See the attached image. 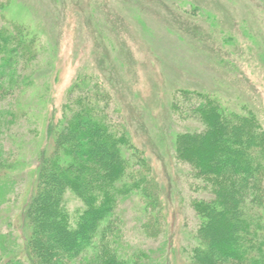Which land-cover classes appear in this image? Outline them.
<instances>
[{
	"label": "rangeland",
	"instance_id": "obj_1",
	"mask_svg": "<svg viewBox=\"0 0 264 264\" xmlns=\"http://www.w3.org/2000/svg\"><path fill=\"white\" fill-rule=\"evenodd\" d=\"M0 25L24 29L38 44L23 95L27 117L0 123L10 158L21 159L3 170L14 185L1 207L0 232L10 230L23 254L22 212L33 192L37 149L52 145L47 118H60L69 89L89 90L105 95L111 123L145 159L155 187L148 192L158 198L156 236L143 228L149 210L139 194L119 202L118 251L182 264L200 224L191 201L210 191L180 157L178 138L203 128L191 110L200 92L228 111L248 112L264 130V0H0ZM124 152L136 163L133 151ZM68 203L72 209L78 199Z\"/></svg>",
	"mask_w": 264,
	"mask_h": 264
},
{
	"label": "trees",
	"instance_id": "obj_2",
	"mask_svg": "<svg viewBox=\"0 0 264 264\" xmlns=\"http://www.w3.org/2000/svg\"><path fill=\"white\" fill-rule=\"evenodd\" d=\"M37 46L24 29L0 25V100L14 94L10 106L0 107V123L27 117L23 95L33 82ZM73 89L60 118H47L50 150L37 149L33 192L22 212L23 254L10 230L0 232V264H154L147 255L124 257L118 251L114 223L119 202L136 193L149 210L146 233L160 231L158 198L148 192L155 187L145 159L134 155L128 136L111 123L105 95ZM197 95L191 110L203 128L181 134L178 153L210 195L191 201L200 224L182 264H264V130L248 112L228 111L215 97ZM1 135L0 211L14 185L10 170H3L21 165L20 156L10 158L13 150ZM124 150L133 151L136 163L131 165ZM72 195L78 205L71 209Z\"/></svg>",
	"mask_w": 264,
	"mask_h": 264
}]
</instances>
